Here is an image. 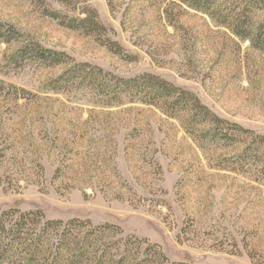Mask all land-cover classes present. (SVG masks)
Wrapping results in <instances>:
<instances>
[{
  "label": "rangeland",
  "instance_id": "374dc122",
  "mask_svg": "<svg viewBox=\"0 0 264 264\" xmlns=\"http://www.w3.org/2000/svg\"><path fill=\"white\" fill-rule=\"evenodd\" d=\"M83 1L126 57L60 26L29 0H0V21L119 77L159 75L264 138V51L175 0H80L78 6ZM15 46L0 43V135L10 142L0 173L16 178L0 184V207L114 223L156 242L171 261L264 264L262 162L253 156L248 167L233 169L230 161L248 140L203 141L196 134L206 125L190 133V113L173 116L163 104L113 105L84 91L51 89L65 65L12 62ZM35 162L41 173L33 172Z\"/></svg>",
  "mask_w": 264,
  "mask_h": 264
},
{
  "label": "trees",
  "instance_id": "16d2710c",
  "mask_svg": "<svg viewBox=\"0 0 264 264\" xmlns=\"http://www.w3.org/2000/svg\"><path fill=\"white\" fill-rule=\"evenodd\" d=\"M29 1L60 26L94 36L116 53H124L122 47L108 36L96 10L85 1L78 6L80 0H52L67 11L48 7L47 0ZM175 1L207 15L240 41H247L250 47L264 51V0ZM68 11H72V14ZM0 43L16 45L9 56L12 62L32 61L44 67L64 64V70L49 84L56 91H69L73 94H82L80 92L84 91L91 100L113 105L125 99L151 105L163 104L170 115H177L180 111L190 113L187 120V131L190 133L197 131L198 126L206 125L196 134L203 141L230 146L248 140L242 152L231 158V166L233 169H244L250 165L251 158L256 157L262 162L259 176L264 177L263 136H251L250 130L221 118L189 90L153 73L144 72L125 78L89 62L74 61L63 51L44 47L8 22L0 21ZM6 141V137L0 135V169L6 149L10 147V142ZM258 149L259 152H256ZM35 167L37 170L33 169V172L41 173L40 163L35 162ZM1 177L0 173V184L4 181L10 184L16 180L10 175L4 174V180ZM249 257L252 256L249 254ZM0 264L193 263L171 261L159 244L133 233H124L114 223H94L88 218L78 217L65 220L47 218L39 208L24 210L0 207Z\"/></svg>",
  "mask_w": 264,
  "mask_h": 264
}]
</instances>
